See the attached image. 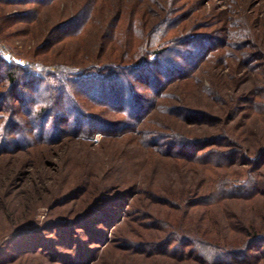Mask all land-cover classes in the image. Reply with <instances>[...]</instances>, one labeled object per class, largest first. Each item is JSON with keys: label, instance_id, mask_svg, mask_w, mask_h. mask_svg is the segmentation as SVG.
I'll use <instances>...</instances> for the list:
<instances>
[{"label": "rangeland", "instance_id": "1", "mask_svg": "<svg viewBox=\"0 0 264 264\" xmlns=\"http://www.w3.org/2000/svg\"><path fill=\"white\" fill-rule=\"evenodd\" d=\"M192 38L205 42L200 51ZM0 57L45 79L62 65L85 87L122 71L119 83L146 98L133 118L127 102L116 114L74 83L69 103L85 114L77 130L66 101L57 105L70 119L64 133L28 147L27 134H15L22 119L0 133L9 142L0 149V264H200L178 259L195 237L264 264V0L0 4ZM161 57L185 72L167 79L163 63L154 66ZM147 62L160 91L125 69ZM5 101L1 124L10 106L29 105ZM252 178L258 193L204 205L219 182Z\"/></svg>", "mask_w": 264, "mask_h": 264}, {"label": "trees", "instance_id": "2", "mask_svg": "<svg viewBox=\"0 0 264 264\" xmlns=\"http://www.w3.org/2000/svg\"><path fill=\"white\" fill-rule=\"evenodd\" d=\"M28 0H4V3L0 0V4H22L23 2H27ZM41 2L42 0H33ZM60 30V29H59ZM162 30L155 33V36L160 38L162 36ZM202 39L192 38L190 40V44L194 46V48H198L197 50L203 48ZM205 43V42H204ZM189 44V45H190ZM161 50V49H160ZM166 48L161 50V53L166 52ZM157 53V52H156ZM152 55V54H151ZM149 60V59H148ZM156 66V70L159 68V63H163L160 68V72H162L163 76L167 79L169 78L171 73H177L178 75L183 74L185 71H182L180 67L177 65L171 64V57L169 58H159L157 60H153ZM42 64V63H41ZM34 63V70L37 69L36 66H44L48 68L44 64ZM56 67V69H51L50 73L46 74V79L41 77L40 75H36L31 72V69L22 68L20 66L14 64H8L2 57H0V87L5 88V92L3 95H0V113L3 111V106L5 101V97L10 95L11 98L16 100L20 106L26 105L24 103V97L28 98V107L26 109H17L14 105L9 108V115L2 117V124L0 123V133L5 130L13 128L15 120L22 119V127H14L16 130V137L19 139H23V133H26V137L31 142L23 139V146L28 147L32 145L34 141H47L51 139V137L56 136L58 132L64 133L66 129L70 126V119H65L59 117L57 114L59 111L57 110V105L60 102H67L64 106V113H71L70 118L73 117L72 124L76 126V130L81 125V121L85 117V114L81 111L79 107H77L73 103H69V97L73 96V91L70 90V86L74 83H78V85L82 88V91L85 95L99 98L98 101H89L91 105H98L102 102H106L109 106L117 107L115 113H123L124 110L122 106L127 102L128 111H125L129 116H134L137 112H143L144 104L146 98L139 97L132 91V85H128L126 83H119V79L122 78L123 72L117 73V71L109 70L105 76V79H89L92 83L95 82V86H86V84L82 81H75L71 78H64L59 70L62 69V65H50V67ZM57 66H59L57 68ZM128 69L129 75L134 77L135 80L142 82V85L147 84L153 87V90L160 91L161 84L158 85L156 78H153L152 70H150L148 62L144 64L135 63L130 66L125 67ZM171 70V71H169ZM37 71V70H36ZM171 72V73H169ZM106 80L110 81L108 84L101 86V82H106ZM88 82V80L86 81ZM101 83V84H98ZM20 86H25L30 90L31 94L29 95L27 92L22 90H18ZM100 86V87H98ZM97 88H101V91L96 92ZM98 95V97H97ZM23 97V98H22ZM68 97V98H67ZM69 99V100H68ZM144 99V100H143ZM139 101H143L140 103ZM151 107V104H149ZM124 112V113H125ZM143 116V115H142ZM142 116H138V118H142ZM53 120V125L51 126V120ZM88 118V117H87ZM134 118V117H133ZM65 119V120H64ZM93 119V118H92ZM61 120V121H60ZM65 121V122H64ZM5 122V123H4ZM60 122H64L63 129L59 127ZM78 127V128H77ZM22 129H26L27 132H23ZM10 131V130H9ZM48 134V135H47ZM48 136V137H47ZM17 140V139H16ZM16 140L12 141V144H17V148L20 146ZM9 142L5 139H1L0 141V149H3L6 144ZM254 182V183H253ZM252 192L258 193V185H255V180L252 178L245 181L243 184H234L226 181L219 182L215 187L214 191L204 197V205H214L222 201L225 197L227 198H246L249 196V193ZM170 238V237H169ZM167 238L165 248L169 250L172 248V253L168 254V256H176L179 249H176L171 246V243L174 242L172 239ZM184 243V241H182ZM191 247V251L188 253L182 252L180 259H193L194 261L200 264H246L247 259L250 258L246 255L245 251L241 249L240 251H236L232 253V251L226 250L224 252H217L216 249L213 248L211 242L205 239L195 237ZM164 245V244H163ZM148 246V245H147ZM180 249L185 250V245L180 244ZM217 246V245H215ZM184 254V255H183ZM193 257V258H192Z\"/></svg>", "mask_w": 264, "mask_h": 264}]
</instances>
